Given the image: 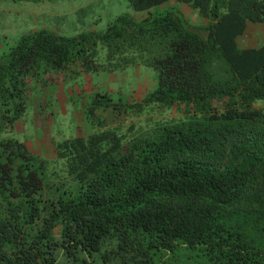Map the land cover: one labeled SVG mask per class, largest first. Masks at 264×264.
Listing matches in <instances>:
<instances>
[{
	"label": "trees",
	"instance_id": "1",
	"mask_svg": "<svg viewBox=\"0 0 264 264\" xmlns=\"http://www.w3.org/2000/svg\"><path fill=\"white\" fill-rule=\"evenodd\" d=\"M104 31L46 28L0 55V264H264V0H128ZM105 49L106 52L101 51ZM146 65L156 86L136 102L96 92L93 129L44 158L6 132L28 108L31 79ZM117 115L145 116L126 130Z\"/></svg>",
	"mask_w": 264,
	"mask_h": 264
},
{
	"label": "rangeland",
	"instance_id": "2",
	"mask_svg": "<svg viewBox=\"0 0 264 264\" xmlns=\"http://www.w3.org/2000/svg\"><path fill=\"white\" fill-rule=\"evenodd\" d=\"M170 6L179 7L193 23L204 24L206 22V19L199 16L197 10L187 4L174 0H169L156 9L163 10ZM122 13H128L137 18H142L145 15V12L134 10L129 5L128 0H0V55L8 50L9 47L15 45L23 35L37 29L46 28L65 36H74L90 30L104 31L108 24L117 15ZM239 41L242 46H253L264 43V27H258L253 23L249 24ZM101 51L103 53L106 52L105 49ZM117 71L129 95L134 94L135 90L133 89L136 84H138L139 88L145 87L146 90L156 85L154 83H157L158 72L150 66L143 64L129 65ZM68 85L70 87L72 84ZM118 86L119 84H116L114 88L117 89ZM137 96L141 97L140 94ZM72 100L74 101L73 105L75 108L71 111L79 110L77 107L85 100V96L76 97V99ZM113 100L116 102L123 101L117 97ZM32 108L33 105H30V108H27L25 115H23V119L26 120L25 127L27 129L25 132H22L24 135L15 133L14 129L6 132L4 135L16 137L21 141H24L26 138L30 139L35 144V147H39V139L44 138V132L39 127L33 128ZM179 115L181 114L174 110L155 111L140 116L134 114H114L111 118L114 122L111 125L120 126L124 131L132 123L140 124L144 122L145 116L168 120ZM76 122L74 116L67 115L66 117L60 110L57 111V113L51 116L50 124L54 128V131L49 135V138L51 136V139L53 138L52 141L57 143L58 140L61 141L65 138L76 136L79 130V124ZM34 134L39 135L35 136ZM39 156L45 158L43 155L39 154ZM198 258L197 255L192 254L189 262L193 264Z\"/></svg>",
	"mask_w": 264,
	"mask_h": 264
},
{
	"label": "crops",
	"instance_id": "3",
	"mask_svg": "<svg viewBox=\"0 0 264 264\" xmlns=\"http://www.w3.org/2000/svg\"><path fill=\"white\" fill-rule=\"evenodd\" d=\"M255 24L258 27H264V22ZM68 84L72 85L69 87ZM116 84H119L117 89L114 88V85L116 86ZM123 84L124 82L120 80L117 70H100L96 72H84L78 70L77 72L72 73H69L68 71H60L52 74L50 77L42 76L40 79L32 78L30 85L31 87L35 85L33 86L35 90L29 93L28 109L30 108V105H33V128L39 127L42 129L44 132V138L42 137V139H39V147H35L33 141L27 139L26 136V139L23 142H25L27 147L34 153L43 155L45 158H52L56 155V143L52 141L53 138L51 139V136L49 138V135L54 131L50 122L51 116L57 113V111L60 110V112L66 117L67 115L74 116L77 121L76 123L79 124V130L76 136H86L94 131L93 122L87 116L86 109L89 105L90 98L96 91L104 94L107 93L112 100L117 97L123 100L122 103H132L142 100L147 92L156 86L154 85L150 89L145 90V87L139 88L138 84H136L133 89L135 90L134 94L129 95ZM139 94L141 97L137 96ZM83 96H85V100H83L81 105L77 107L79 110L71 111L75 108L72 99ZM98 113L102 114L105 117L107 124L111 126L114 122L111 120L115 114L114 110L110 107L102 106L98 109ZM23 118L24 116L18 119L15 123L14 131L17 134H23L22 132L27 130L25 127L26 120ZM37 135L39 134H36L35 136Z\"/></svg>",
	"mask_w": 264,
	"mask_h": 264
}]
</instances>
